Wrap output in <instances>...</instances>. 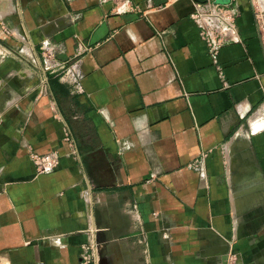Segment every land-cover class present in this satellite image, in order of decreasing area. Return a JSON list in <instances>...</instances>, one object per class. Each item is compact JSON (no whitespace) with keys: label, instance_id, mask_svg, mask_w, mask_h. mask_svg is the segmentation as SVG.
I'll list each match as a JSON object with an SVG mask.
<instances>
[{"label":"crops","instance_id":"obj_1","mask_svg":"<svg viewBox=\"0 0 264 264\" xmlns=\"http://www.w3.org/2000/svg\"><path fill=\"white\" fill-rule=\"evenodd\" d=\"M195 2L0 0V264H264V0Z\"/></svg>","mask_w":264,"mask_h":264},{"label":"built area","instance_id":"obj_2","mask_svg":"<svg viewBox=\"0 0 264 264\" xmlns=\"http://www.w3.org/2000/svg\"><path fill=\"white\" fill-rule=\"evenodd\" d=\"M229 3H218L214 0L195 2L191 11V18L199 27V36L213 52L226 42L234 39L236 11ZM2 51L0 49V55ZM40 159L38 167L41 171L50 170L58 165L56 157L47 156ZM195 167L198 164L194 165ZM97 245L91 243L81 253V264H97Z\"/></svg>","mask_w":264,"mask_h":264},{"label":"water","instance_id":"obj_3","mask_svg":"<svg viewBox=\"0 0 264 264\" xmlns=\"http://www.w3.org/2000/svg\"><path fill=\"white\" fill-rule=\"evenodd\" d=\"M197 2H206L207 0H196ZM231 0H215V2H218V3H229Z\"/></svg>","mask_w":264,"mask_h":264},{"label":"rangeland","instance_id":"obj_4","mask_svg":"<svg viewBox=\"0 0 264 264\" xmlns=\"http://www.w3.org/2000/svg\"><path fill=\"white\" fill-rule=\"evenodd\" d=\"M238 152H234L233 156L235 157L236 160H239L244 154H237Z\"/></svg>","mask_w":264,"mask_h":264}]
</instances>
